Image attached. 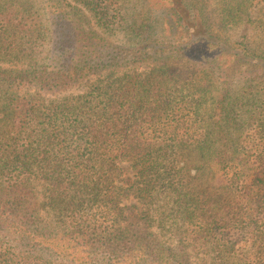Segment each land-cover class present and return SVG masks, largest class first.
Masks as SVG:
<instances>
[{
	"label": "trees",
	"instance_id": "16d2710c",
	"mask_svg": "<svg viewBox=\"0 0 264 264\" xmlns=\"http://www.w3.org/2000/svg\"><path fill=\"white\" fill-rule=\"evenodd\" d=\"M47 1L52 18L0 0V264H192L155 233L157 210L191 227L210 264H264V46L224 33L255 22L246 0H217L220 21L207 0ZM182 59L202 67L183 75ZM142 64L81 94H45ZM237 72L251 95L234 96Z\"/></svg>",
	"mask_w": 264,
	"mask_h": 264
},
{
	"label": "rangeland",
	"instance_id": "374dc122",
	"mask_svg": "<svg viewBox=\"0 0 264 264\" xmlns=\"http://www.w3.org/2000/svg\"><path fill=\"white\" fill-rule=\"evenodd\" d=\"M34 2L35 7L39 10V12L43 15V17H50L52 18L53 13L50 12L51 5L47 0H31ZM168 0H159V3L156 4L158 7H162ZM75 4V3H73ZM81 7V5H79ZM246 8L249 12L252 19L255 20V22H249L245 21L237 26H225L224 33L227 35V37L230 38L231 42L248 39L251 42H253L258 47L264 46V34L262 33L261 29L258 27L260 24L261 19H264V0H246ZM206 10L208 15L210 16L212 21H220L222 18V10L220 9L217 0H207L206 2ZM55 15V14H54ZM88 20L92 22L94 29H96L99 33L104 35L107 40L111 43H114L116 45L118 44H124L123 36L121 34L114 35L110 32H104L101 31L99 28H96V25L94 23V19H92V16L90 13H87ZM57 21V19H56ZM57 28L62 31V27L58 26ZM57 34V33H56ZM126 40V39H125ZM203 49L205 46L202 47ZM44 53L43 56L48 55L50 57V60L52 57L55 56L57 49L56 47H52L51 50L49 48L47 49L44 47ZM195 58V57H192ZM228 62H230L231 58H227ZM181 64H183L182 67V73L183 75L188 74L189 70L196 69L198 67H202V64L194 59H182ZM150 67V65L142 64L140 66H125L123 68H116V69H106L101 70L97 73L92 74L87 79L82 80L81 82L75 84L74 86H71L66 89L57 90L50 93H45L47 98H63L64 96H69L70 94L76 95L81 94L85 92L89 86L96 82H106L110 79H113L117 76L122 75L124 72L127 71H143ZM243 67H241L242 69ZM231 84L233 86V92L234 96L236 94L240 95H248L250 94V88L246 84L245 78L237 72L235 76L232 77L230 80ZM19 92L21 94L26 93H33L35 92V89L31 86H23L19 89ZM251 95V94H250ZM241 100V99H240ZM242 111V110H241ZM240 111V112H241ZM226 135V134H225ZM186 161H189L188 164L190 166V171L192 174L196 172V168L193 167L195 164L193 160H195L196 155L191 153H186L184 157ZM121 165L126 168V174H123L122 177H127L128 175L133 177L135 174L134 169L130 166V162L124 160L121 161ZM204 180H206V177H204ZM35 188L37 192V196L40 201L45 200V186L44 183H38L35 182ZM125 203L131 204V202H138L136 198H131L130 200L125 199ZM139 209L142 210L143 207L139 206ZM151 214L154 216V222H153V228L155 230V233L158 235L162 243L168 247H171L172 249L176 250L177 252H181L184 250L186 254H190L191 256V262L192 264H210L211 258L210 254H207V248L206 246L202 245L201 243H198L191 239V232H189V227L186 223H184L182 220L175 222L174 220L170 219L168 216L155 211L154 213L150 211ZM40 218L42 219V225L48 228L55 227V215L52 213V211L48 209H42L40 212ZM243 252V249H242ZM76 257H78V261H81V259L84 257L83 254L76 253ZM92 259H88L84 263H77V262H70V264H91ZM96 264H102L100 261L96 262Z\"/></svg>",
	"mask_w": 264,
	"mask_h": 264
}]
</instances>
